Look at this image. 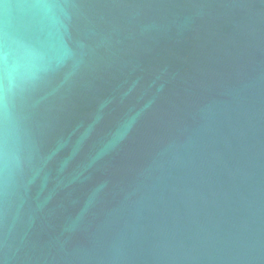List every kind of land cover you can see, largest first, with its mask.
Segmentation results:
<instances>
[{
    "label": "water",
    "instance_id": "95a60500",
    "mask_svg": "<svg viewBox=\"0 0 264 264\" xmlns=\"http://www.w3.org/2000/svg\"><path fill=\"white\" fill-rule=\"evenodd\" d=\"M0 264H264V0H0Z\"/></svg>",
    "mask_w": 264,
    "mask_h": 264
}]
</instances>
